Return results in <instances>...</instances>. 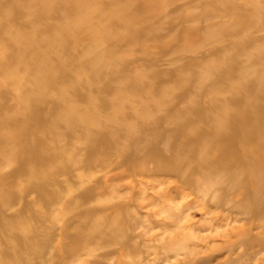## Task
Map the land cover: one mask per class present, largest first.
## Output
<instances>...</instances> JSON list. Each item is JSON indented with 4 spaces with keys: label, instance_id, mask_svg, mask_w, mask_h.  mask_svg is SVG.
Instances as JSON below:
<instances>
[{
    "label": "rangeland",
    "instance_id": "1",
    "mask_svg": "<svg viewBox=\"0 0 264 264\" xmlns=\"http://www.w3.org/2000/svg\"><path fill=\"white\" fill-rule=\"evenodd\" d=\"M0 264H264V0H0Z\"/></svg>",
    "mask_w": 264,
    "mask_h": 264
}]
</instances>
